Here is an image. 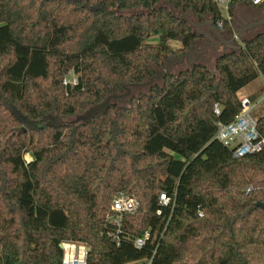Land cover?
Wrapping results in <instances>:
<instances>
[{
  "label": "trees",
  "instance_id": "16d2710c",
  "mask_svg": "<svg viewBox=\"0 0 264 264\" xmlns=\"http://www.w3.org/2000/svg\"><path fill=\"white\" fill-rule=\"evenodd\" d=\"M238 3L253 5L231 0L230 16ZM168 6L223 18L213 0H0V264H62L66 241L88 247L86 264H264V148L234 158L216 138L241 111L239 92L264 76V34L115 114L113 104L86 124L54 121L189 49L198 35ZM68 69L74 85L63 84ZM119 192L140 205L117 245Z\"/></svg>",
  "mask_w": 264,
  "mask_h": 264
},
{
  "label": "built area",
  "instance_id": "2783aa9c",
  "mask_svg": "<svg viewBox=\"0 0 264 264\" xmlns=\"http://www.w3.org/2000/svg\"><path fill=\"white\" fill-rule=\"evenodd\" d=\"M220 9L228 14L227 20L231 23L229 16V6L231 0H213ZM255 6L262 5L264 0H250ZM218 26H223V18L217 21ZM77 83V82H76ZM241 111L235 116L230 123H217L216 138L226 147L231 149L234 158H241L249 153L259 151L264 148V137L258 130V119L253 115L254 102L249 97H241ZM215 112L220 113L218 104H215ZM251 187L249 188V190ZM160 204L168 206L171 204V198L165 192L160 194ZM140 202L135 194L119 192L112 204V214L109 216L112 229L108 231V236L117 245L120 244V234L122 230V220L124 215L133 214L139 208ZM160 211H158L159 213ZM202 215V213H200ZM149 233L146 232L144 237H138L134 240V247L141 250L145 245ZM64 247V257L62 264H86L88 247L84 244L66 242ZM146 264H152L150 259Z\"/></svg>",
  "mask_w": 264,
  "mask_h": 264
},
{
  "label": "rangeland",
  "instance_id": "374dc122",
  "mask_svg": "<svg viewBox=\"0 0 264 264\" xmlns=\"http://www.w3.org/2000/svg\"><path fill=\"white\" fill-rule=\"evenodd\" d=\"M165 4V3H163ZM170 7V9L173 11V14L179 18L185 19L188 24L193 28V25H191L189 23L192 22L193 24H195L196 18L197 16L194 15V13L191 11V9H181V8H174L172 6H168ZM222 12V17L224 19L228 18V14L226 13V11H224L223 9H221ZM230 16V15H229ZM246 17H248V14H246L245 12H236L234 10V13L230 16L231 22H232V28L237 31L239 28H241L245 23H246ZM258 23H260L261 21H257ZM264 29L262 26L255 25L252 28L247 29L246 31L243 32L242 38L238 40V46H241V48L244 46V41L245 40H250L253 37L256 36V34L263 32ZM150 43L152 44H157L158 42V37L157 36H153L152 38H150L149 40ZM170 44L174 47H178L179 46V42L177 41H170ZM241 48H237L234 51H240ZM199 50H201V48H199ZM232 52L231 50L228 49H219V50H215L213 48H207L205 50V52L203 53V57L204 59L201 61H198L199 64H204L206 65L211 71H215V64H216V59L218 56L224 54V53H229ZM176 56V55H174ZM193 64H188L186 61L179 63L176 62L175 64H173L171 66V70L170 72L163 78L160 75V78L157 80L155 79L151 85H145V86H138V87H130V93L128 95H126L125 97L119 99L116 101L115 103V107L113 110H111L112 114H115V112H117L122 106H129L130 105V101L133 98H137L143 94H148L150 92V89L154 86V85H162L164 83L165 78L168 75H178L181 71L190 69ZM166 68L165 66L162 67H156V69H158L159 71H163ZM150 77H148L145 81H149ZM78 81V74L75 73L73 71V69H68L63 77V84L67 85H74L76 82ZM124 93L127 92L126 90L123 91ZM121 92V93H123ZM245 93H255L252 95H247L245 97H249L251 98H255L256 96H259L257 101H252L254 102V108H253V115L259 119V116L264 114V76H260L258 79H256L254 82H252L251 84H249L245 90L243 91ZM121 93H116V94H121ZM74 118V116L71 117H67V118H58V119H54V121L56 122H65V123H69L70 121H72ZM27 159H30V156L27 154L26 155ZM248 187V191H249ZM66 242H70V241H66ZM64 242V243H66ZM76 243V242H74Z\"/></svg>",
  "mask_w": 264,
  "mask_h": 264
},
{
  "label": "water",
  "instance_id": "95a60500",
  "mask_svg": "<svg viewBox=\"0 0 264 264\" xmlns=\"http://www.w3.org/2000/svg\"><path fill=\"white\" fill-rule=\"evenodd\" d=\"M189 23L191 25H193L192 22L189 21ZM198 25H208V21L204 20V21L199 22L197 25H195V26L193 25V26L195 27V29H197L199 34L204 35L206 38L212 39L211 36L207 32L200 30ZM251 26H252V23L244 26V28H242L241 32L238 35H235V37L233 38L232 41L237 40V38H240L241 33H243L246 29L250 28ZM213 28H215V30L218 31V28H216V27H213ZM217 36L219 39L223 40V38L220 34H218ZM223 43L225 45H228V42H226V40ZM193 46H196L195 42L191 43L189 50L187 52H185L184 54H182L180 56H170L165 63L166 68L162 72L157 70L156 73L150 77L149 81L136 82V83H131L127 86H124L123 88L127 92H125V93L123 92L121 94L112 93V94L108 95L103 101H101L99 103H95V104L89 106L85 111L75 114L73 120L70 121L69 124H71V125H76L79 123L86 124V123L90 122L91 120H93L96 115H101V114L106 113L109 110V108L111 107V105L115 104L117 100L128 95L130 93V87H138V86L142 87L145 85H151L155 79L158 80L160 78V75L164 78L170 72L171 66L173 64H175L176 62H182V61H184L186 56H192L194 54V51L192 50ZM237 48L239 49V48H241V46H237ZM192 64H193L192 66H194L196 63L192 62ZM256 205L264 210V204L263 203H257ZM61 247L64 249L63 245H61Z\"/></svg>",
  "mask_w": 264,
  "mask_h": 264
},
{
  "label": "flooded vegetation",
  "instance_id": "af4514ba",
  "mask_svg": "<svg viewBox=\"0 0 264 264\" xmlns=\"http://www.w3.org/2000/svg\"><path fill=\"white\" fill-rule=\"evenodd\" d=\"M204 20L208 21V25H204V31L207 32L211 36L212 39L206 38L204 35L199 34L197 29H195V27L193 26V30L198 35V38L194 41L196 43V46L192 47L194 54L192 56H186V58L184 59V61H186L188 64H192V62L198 63V61L203 60L204 59L203 53L205 52V50L207 48H213L215 50H219L221 48L224 50V49L229 48V50L234 51L237 48L238 40L242 38L243 33H241L240 38H237V40L232 41L233 38L235 37V35H238L241 32V30H242V28H244V26H246L248 24L252 23V26L250 28L259 24L264 29V11L260 12L254 19H252L247 24L243 25L237 31H235L232 27H229L228 25H225V24L221 27L218 26L217 21L214 18V16H211L209 14L206 15L203 19L199 18V21H204ZM257 21H261V22L258 23ZM213 27L218 28V31H216L215 28H213ZM218 34H220L222 36L223 40L218 38V36H217ZM258 34H264V31L260 32ZM258 34H256V35H258ZM225 40H226V42H228V45H225L223 43ZM199 48H201V50H199ZM184 61H182V62H184ZM182 62H179V63H182ZM157 70L158 69H156V71ZM156 71H155V73H156Z\"/></svg>",
  "mask_w": 264,
  "mask_h": 264
},
{
  "label": "crops",
  "instance_id": "0c3cea01",
  "mask_svg": "<svg viewBox=\"0 0 264 264\" xmlns=\"http://www.w3.org/2000/svg\"><path fill=\"white\" fill-rule=\"evenodd\" d=\"M235 11L236 12H245L246 14H248V17H246V23H245V24H247L252 19H254L260 12L264 11V4L259 5V6H253V5H246V4H243V3H238L236 5V7H235ZM199 22H201V21H199V18L197 17L194 26L197 25ZM231 24H232V22L228 26L231 27L232 26ZM198 27H199L200 30L204 31V25H198ZM245 88L242 89L239 92V96L240 97H245L247 95L255 94V93H252V92H250V93L243 92L245 90ZM256 101L259 102L258 99Z\"/></svg>",
  "mask_w": 264,
  "mask_h": 264
}]
</instances>
